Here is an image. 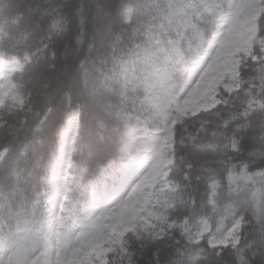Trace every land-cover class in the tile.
Here are the masks:
<instances>
[{
	"label": "clouds",
	"instance_id": "1",
	"mask_svg": "<svg viewBox=\"0 0 264 264\" xmlns=\"http://www.w3.org/2000/svg\"><path fill=\"white\" fill-rule=\"evenodd\" d=\"M13 7L0 264H264V0Z\"/></svg>",
	"mask_w": 264,
	"mask_h": 264
},
{
	"label": "trees",
	"instance_id": "2",
	"mask_svg": "<svg viewBox=\"0 0 264 264\" xmlns=\"http://www.w3.org/2000/svg\"><path fill=\"white\" fill-rule=\"evenodd\" d=\"M18 0H0V28H4L8 25H13L15 23L23 22V20L18 16L17 11L13 7ZM8 88L7 94L4 97L3 102L0 106L4 105L10 98V87L6 85ZM119 244V240L116 241ZM108 251L107 249H102L99 247H93L87 254L85 259L87 260V264H92V257L95 256L97 260H101L104 253Z\"/></svg>",
	"mask_w": 264,
	"mask_h": 264
},
{
	"label": "rangeland",
	"instance_id": "3",
	"mask_svg": "<svg viewBox=\"0 0 264 264\" xmlns=\"http://www.w3.org/2000/svg\"><path fill=\"white\" fill-rule=\"evenodd\" d=\"M8 88L4 84H0V104L3 102L5 95L7 94ZM115 230V229H114ZM226 241H217V243H224Z\"/></svg>",
	"mask_w": 264,
	"mask_h": 264
}]
</instances>
